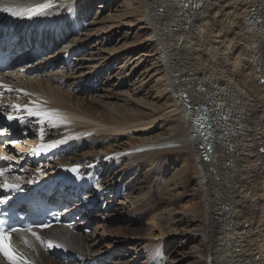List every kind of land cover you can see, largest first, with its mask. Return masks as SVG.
I'll return each mask as SVG.
<instances>
[{
    "label": "bare ground",
    "instance_id": "1",
    "mask_svg": "<svg viewBox=\"0 0 264 264\" xmlns=\"http://www.w3.org/2000/svg\"><path fill=\"white\" fill-rule=\"evenodd\" d=\"M96 1L100 5L92 16ZM36 2L52 4L27 23L31 43L19 51L26 47L38 56L50 55L45 63L30 51L22 52L19 57L27 64L0 75V84L24 88L31 95H13L12 107L55 111L64 118V123L47 127L59 129L46 133L44 141L59 145L66 140L83 145L84 152L62 146L69 156L60 165L100 163L120 151L112 142L125 134H133L136 140L131 142H139V147L146 145L133 156L101 163L95 190L103 193L86 197L97 212L87 218L95 223L93 233L46 232L41 237L45 243H38V262L69 264L68 252L73 264H104L115 258L104 245L120 243L117 236L124 237L133 252L122 256L123 264H165L171 260V243L195 242L198 235L197 245L184 253L191 254L192 264H264V0H0V15L11 14L5 8L15 12ZM78 4L85 9L84 23L75 20ZM42 23H48L47 29ZM51 27L58 36L35 45L34 31L40 29L43 36ZM145 40L150 43L143 45ZM249 42L252 54H247ZM68 55L74 57L73 67L58 68L57 61ZM43 67L59 71L39 75ZM95 68L100 69L97 78H86ZM100 76L104 92L124 97L121 105L104 102L113 97L109 94L86 99L65 92L76 87L85 95L92 88L83 83H96ZM253 77L262 84H254ZM33 136L29 132L25 143L42 139L39 133ZM85 144H97L98 150L90 151ZM1 150L19 160L25 157L9 143ZM120 162L121 172H113ZM178 163L181 168H169ZM128 168H144L142 180H121ZM168 170L174 172L164 176ZM152 173L164 186L153 188ZM191 175L197 186L192 195L184 190ZM114 195L123 199L111 212H121L132 223L145 219L148 228L105 225L111 217L104 216L110 206L106 197ZM185 196L198 200L193 214L199 225L192 234L172 228L175 205ZM49 241L56 246L50 247ZM117 258L113 264H120Z\"/></svg>",
    "mask_w": 264,
    "mask_h": 264
},
{
    "label": "rangeland",
    "instance_id": "2",
    "mask_svg": "<svg viewBox=\"0 0 264 264\" xmlns=\"http://www.w3.org/2000/svg\"><path fill=\"white\" fill-rule=\"evenodd\" d=\"M117 2H118V0H117ZM112 3H114V1L112 2ZM98 5H100V1H96L95 2V5L93 6V8L90 10V12H91V14H92V16L94 15V13H95V11H96V9L97 8H95V7H97ZM114 8V7H113ZM82 10L84 11L85 9L81 6V4H78V6L76 7V12H75V20H76V22L77 23H84L82 20H81V17H82V15H81V12H82ZM162 12V9L160 10V13ZM90 15V13L89 12H87V16H89ZM108 15V11H106L105 12V14H103V15H101V17L100 18H103V17H106ZM121 18H124V15H121L120 17H119V19H121ZM79 33L81 32V29H82V25H80L79 27ZM135 29H137V28H135ZM95 39H93V40H91V41H94ZM150 43V41L148 42V40H145L142 44L143 45H147V44H149ZM89 44H91V43H89ZM250 42H249V47H248V49L249 50H247V54H252V53H254V51H252L253 50V47L251 46L250 47ZM251 50V51H250ZM80 54V53H79ZM248 56V55H247ZM249 56H252V55H249ZM244 58H242L241 60H243ZM42 60V59H41ZM43 60H45V59H43ZM62 60H63V58L62 59H60V60H58L57 61V65L59 66V67H61L63 64H62ZM61 64V65H60ZM64 66H65V64H64ZM54 69V68H53ZM99 70L100 69H98V68H95L94 70H93V74H89L86 78H88L89 79V77L90 76H95V78H97V75H96V73L98 74V72H99ZM56 71H59V69L57 70L56 68L53 70V71H50V70H47L46 72H44V73H39L40 75H47V74H52V73H54V72H56ZM248 72V71H247ZM246 72V74H248ZM251 72H253L254 73V71L252 70ZM258 72V71H257ZM257 78L256 77H253V82H254V84H255V82H256V84L259 86L260 84H262L261 83V81H259V80H257ZM91 82H89V83H83L84 85H89L91 88H92V90L90 91V92H85V95H84V93H82V92H80V90H81V88H78V90H76L75 88L76 87H72L71 88V90L70 89H68V91H66L65 90V92H69V94L70 95H74V96H77V97H79V98H82V97H85L86 99H89V97H91V96H95V95H97L98 97H100V96H103L104 94H109V95H112L113 97L112 98H110V99H108V100H104V102H108V103H112V104H120L121 105V103H123V98L124 97H117V96H115L114 95V93L115 92H109V93H106V91L104 92L102 89L104 88V86H103V82H102V80H101V76H100V78H99V80L95 83V82H92V79L90 80ZM108 88V87H107ZM107 88H105V90H108ZM20 88H18V89H16V90H19ZM127 91V89H121V91ZM17 93V95H19V96H23L24 94L23 93H21V92H16ZM21 96V97H22ZM135 98H139V96H137V97H135ZM98 100H101V99H98ZM132 101H130V103H131ZM161 103H162V101H161ZM132 106V105H131ZM93 107H94V105H93ZM100 110V109H99ZM246 119H248L247 117H245ZM52 127V126H51ZM56 128V129H55ZM52 127V129H49V130H57V129H59L58 127ZM65 128H62V130H64ZM122 138V139H121ZM121 138H119V139H117V140H113V142H112V144H114L115 143V145H113L114 147H116L115 149H117V150H121V149H123V150H126V149H129V148H136V147H139V142H131V141H133V140H136L135 138H134V136H133V134H125V135H122V137ZM99 142H101V141H99ZM98 143V142H97ZM76 145V146H75ZM75 145H73V150H75L76 148H78V149H76L77 151H79L80 153H83L84 151V148H83V145L81 146V145H77V144H75ZM77 146H79V147H77ZM85 146L86 147H88L89 148V150L90 151H93L94 149H95V151L96 150H98V145L97 144H95V145H93L94 147L93 148H90V146H88V145H86L85 144ZM125 146H126V148H125ZM132 146V147H131ZM129 147V148H128ZM121 148V149H120ZM91 149H93V150H91ZM112 151V150H111ZM135 162H133L131 165H130V167H133V166H135ZM123 165L124 164H122L121 162L120 163H117L115 166H113L112 167V169L114 170L113 172H118V173H120L121 172V168L123 167ZM181 166H182V164H180V163H178V164H175V165H172V166H169V168H174V169H178V168H181ZM99 167H102V164L99 166ZM144 167V166H143ZM144 168H146V167H144ZM142 169V168H140L137 172H135V171H133V170H131L130 171V169L128 168L127 169V171L128 172H126L125 174L126 175H122L121 177V180H128L129 178L130 179H141L142 180V176H143V174H144V172H145V169ZM99 169V168H98ZM102 170V169H101ZM146 170H148L149 171V169L148 168H146ZM97 172V171H96ZM102 172H104V173H106L107 172V170L106 171H102ZM174 172V170H168V172L167 173H165L164 174V176H167L168 175V173L171 175L172 173ZM152 176H151V180H152V185L153 186H155V187H153L154 189H156V186L157 185H159V187H161L162 185L164 186V183L162 182V181H160L158 178V176L155 174V173H152L151 174ZM167 178V177H166ZM163 180V179H162ZM160 182V183H159ZM150 183V181L146 184V185H148ZM220 187V186H219ZM195 189H197V186H196V180H195V178H194V175H191V177H190V179H189V183L187 184V187L184 189V190H187L188 191V193L191 191V195L192 194H194L195 193ZM179 190H181V188L179 189ZM155 191V190H154ZM193 192V193H192ZM155 194H157L156 192H155ZM156 197H157V199L158 198H160V196H159V194H157L156 195ZM186 198H182L181 199V201H179L178 202V204H176L175 206V210H174V213H173V215H172V217H171V219H172V222H173V225H172V228L173 229H179V231H178V233H180V232H186V234L187 233H191L192 231H194L196 228H197V226L199 225V220L198 219H196L195 217H194V214H193V212H194V210H195V206L197 205V202H198V200L196 199L195 201H193V200H190V197L188 198V196H185ZM115 198V197H114ZM117 199L116 200H113V199H111V200H109L108 198H107V201L109 200V205L111 206V208L109 209V211L111 212L112 210H113V208L114 207H116V203L120 200V198L121 197H116ZM123 198H121V200H122ZM155 206H157V205H155ZM164 206V203H163V200L161 199V202H160V205L159 206H157L158 208H162ZM109 214H111V217L109 218V221L107 222V224H105V225H108L110 228H113V227H118V226H121V227H127V225H129L130 223H132L130 220H129V218L128 217H125V216H123L122 214H121V212H111V213H109ZM108 214V215H109ZM95 224V223H94ZM94 224H92V226L90 227V233H88V234H85V235H90V234H92L93 232H91V231H93V229H94ZM175 224V225H174ZM150 225V224H149ZM148 221L147 220H145V219H140V220H138L136 223L135 222H133L132 223V225L130 226V227H135V226H137V227H143V228H148ZM192 234V233H191ZM198 238H197V240L194 242V241H187L186 243L185 242H181V240H179V241H175V242H173V243H171V245H170V248H171V251H172V253H171V255L169 256L170 258H171V260H165V264H192L193 262H191V260L192 259H188V257L191 255V254H186V255H184V253H187L188 252V250L190 249V247L192 246V247H194L195 245H197V243H198V241L201 239V237L200 236H198V235H196ZM116 238H118L119 239V242L120 243H114V244H111V246L108 248L107 246H105L104 245V248H105V250H107L108 252H110L111 254H112V256H114L115 258H114V261L113 262H117L118 260V258H117V256H119V258H120V261H119V263L120 264H123L124 263V258L125 257H122V256H124V255H130V256H133V252H131V250H130V248H131V246H130V244H127L124 240L125 239H123L124 237H117V236H115ZM140 238H142V237H140ZM122 241V242H121ZM182 243V244H181ZM179 245V246H178ZM174 246H176V248H174ZM169 248V249H170ZM174 248V249H173ZM115 250V251H114ZM174 250L176 251V252H178V255L176 254V253H174ZM114 253V254H113ZM68 254V252H65V256H67V257H69L68 258V262L70 263V264H73V255H67ZM172 254H174L173 256H172ZM197 255V254H196ZM121 256V257H120ZM168 256V255H167ZM184 256V257H183ZM142 258H145L144 257V255H142L141 256V259ZM113 262L111 261V263L110 264H113ZM115 264V263H114Z\"/></svg>",
    "mask_w": 264,
    "mask_h": 264
},
{
    "label": "snow or ice",
    "instance_id": "3",
    "mask_svg": "<svg viewBox=\"0 0 264 264\" xmlns=\"http://www.w3.org/2000/svg\"><path fill=\"white\" fill-rule=\"evenodd\" d=\"M51 7V4H44L40 5L37 8L31 9L27 15L28 18H31L32 15L45 12ZM4 11L11 12L13 16H21L25 15V13L20 12H14L11 11V9L5 8ZM0 88H6L7 91H11V89L7 88L6 85L0 84ZM19 111H23L27 113V116L29 118H37L41 123L48 121L51 122L53 126H56L58 124L64 123V118L58 114L55 113V111H40L38 108H33L29 106H19L15 105L13 106ZM7 119L9 121L12 120H19V117L8 115ZM15 143V142H13ZM53 144H41L38 148L34 149L33 152L35 153H42L46 151L49 148L54 147ZM0 160L11 162L13 160V157L10 155H2L0 156ZM74 174H78L79 172V166H75L71 169H68ZM0 176H3V172L0 171ZM0 190H6L8 192H15L22 190L21 186L18 184L3 182L0 184ZM7 202V199H0V204H4ZM51 215L55 216V213H50ZM7 217L0 219V254H3L5 258H7L10 261V264H30L29 261H27L22 255L18 254L16 250L12 247L11 244V233L16 231L17 229L15 227L7 226ZM33 226H37L40 228L47 227V222L45 221H32L27 224V230L31 233L32 236L36 237L37 240H40L41 243H45L43 240H41V237L34 231H32ZM47 244L51 246L53 245L52 242H47Z\"/></svg>",
    "mask_w": 264,
    "mask_h": 264
}]
</instances>
